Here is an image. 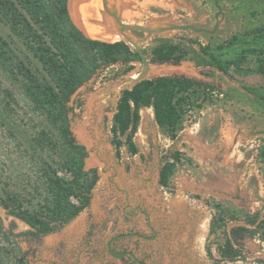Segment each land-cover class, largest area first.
<instances>
[{
    "label": "rangeland",
    "instance_id": "obj_1",
    "mask_svg": "<svg viewBox=\"0 0 264 264\" xmlns=\"http://www.w3.org/2000/svg\"><path fill=\"white\" fill-rule=\"evenodd\" d=\"M218 1L222 13L215 34L181 30L156 35L136 30L129 33L141 41L143 50H150L160 36H188L215 49L234 35L264 30V0ZM108 5L123 21L141 25L171 21L213 28L218 11L214 0H108ZM100 6L110 22L90 12L81 22L103 31H109L113 24L112 29L120 33L102 0ZM70 13L87 36L124 40L122 34L121 38L103 32L95 35L78 24L72 10ZM0 31L8 39H16L1 21ZM147 57L150 61L149 54ZM261 58L264 54H251L243 64L232 65L228 73L198 67L191 60L177 64L150 61L148 78L184 75L211 87L200 90L186 105L183 129L175 139L160 128L152 107L142 108L133 137L137 153L131 152L125 136L117 149L112 126L122 91L132 87L131 78L139 75L143 63L136 60L128 72H123L120 64L99 70L75 91L69 103L73 107L71 129L88 150L86 168L98 171L90 205L62 228L41 237L33 236L32 227L1 201L13 141L0 124V264H139L130 255L113 256L107 247L111 237L129 232L152 238H119L113 242V250L133 251L146 264H264ZM22 112L19 117L24 116L25 124L27 117ZM167 162L173 163V171L165 185L160 180ZM137 205L146 213L132 215ZM146 214L154 229L148 226ZM238 226H246L254 234L240 238L242 256L231 260L226 254L227 241Z\"/></svg>",
    "mask_w": 264,
    "mask_h": 264
},
{
    "label": "trees",
    "instance_id": "obj_2",
    "mask_svg": "<svg viewBox=\"0 0 264 264\" xmlns=\"http://www.w3.org/2000/svg\"><path fill=\"white\" fill-rule=\"evenodd\" d=\"M69 9V0H0V21L16 37L10 40L0 31V124L13 141L1 201L38 237L62 228L86 209L99 178L96 168H86L88 150L71 129L72 95L103 68L120 64L128 72L136 60L142 62L124 40L87 36ZM144 52L151 62L191 60L198 67L228 73L249 55L264 54V30L234 35L215 49L188 36H160ZM263 67L261 63L259 70ZM206 87L211 86L188 76L160 75L124 89L112 126L117 149L125 136L131 152L137 153L133 137L144 107L153 108L160 128L175 139L183 129L186 105ZM21 111L27 117L25 124ZM171 166L172 162L166 163L162 184L167 185ZM249 229H233L226 253L231 260L242 256L240 238L253 235Z\"/></svg>",
    "mask_w": 264,
    "mask_h": 264
},
{
    "label": "water",
    "instance_id": "obj_3",
    "mask_svg": "<svg viewBox=\"0 0 264 264\" xmlns=\"http://www.w3.org/2000/svg\"><path fill=\"white\" fill-rule=\"evenodd\" d=\"M215 6L218 8V11L216 12V23L213 28H205V27H200L192 23H175L171 21H165V22H156L151 25H141V24H131L123 21L117 11L115 9H111L108 5V0H103V5L107 13L114 19V22L116 24L117 29L119 32L123 35L124 40L128 44H132L135 48V50L138 52L139 56L142 59L143 63V70L139 73L137 77H132L131 81L133 82V85H135L137 82L142 81L146 78H148V73L151 69V63L144 52L143 48L140 46V40L133 38L129 31H143L146 32L148 35H156V34H162L168 31L172 30H181V31H186L190 33H208V34H215L217 30L219 29L220 22L221 20L219 19V15L222 13V7L221 4L219 3L218 0H214ZM132 85V86H133ZM134 235H140L142 237H145L144 235L140 233H124V234H119L115 235L110 238V240L107 243V247L109 252L118 258H121L122 256L125 255H130L137 263L139 264H146L144 261L140 260L138 256L135 254V252L127 250L124 252L116 253L113 248L112 244L113 242L122 237H127V236H134ZM152 238V237H151Z\"/></svg>",
    "mask_w": 264,
    "mask_h": 264
},
{
    "label": "bare ground",
    "instance_id": "obj_4",
    "mask_svg": "<svg viewBox=\"0 0 264 264\" xmlns=\"http://www.w3.org/2000/svg\"><path fill=\"white\" fill-rule=\"evenodd\" d=\"M69 7L71 8L73 13L75 14L76 18L78 19L77 22L82 28H85V29L89 28L88 27L89 25H87V27H86L81 22V19L87 18V16L85 15L87 12L92 13L93 16L95 15L96 17H99V18L101 17L104 21H107V22L111 21L110 18L107 16V14L102 11L101 6H100V0H69ZM91 20H92V18H91ZM109 24H111V23H109ZM113 27H114V25L112 24L111 27L108 29L109 31H103V28L99 29V30H93L92 28H89V29H90V32L94 33L95 35H99L98 33L103 32V34H105V36L108 35L110 37L121 38V35H120L121 33L115 32L112 29Z\"/></svg>",
    "mask_w": 264,
    "mask_h": 264
},
{
    "label": "flooded vegetation",
    "instance_id": "obj_5",
    "mask_svg": "<svg viewBox=\"0 0 264 264\" xmlns=\"http://www.w3.org/2000/svg\"><path fill=\"white\" fill-rule=\"evenodd\" d=\"M102 2H103V0H102ZM128 204L130 205V203L128 202ZM139 212H141V213H146L145 211H144V209L140 206V205H137V206H134V208H133V212H132V215H134V214H137V213H139ZM146 220H147V224H148V226H150L152 229H154L153 227H152V225H151V221H150V217H149V215H147L146 214ZM129 233H134V232H129ZM135 233H139V232H135ZM141 234V233H140ZM142 235H144V234H142ZM154 235V234H153ZM134 236H137V237H142V236H140V235H134ZM145 237L144 238H146V239H149V238H151L152 237V235H144ZM123 238V237H122ZM119 239V238H118ZM117 240V239H116ZM115 240V241H116ZM127 251V250H126ZM124 252V251H123Z\"/></svg>",
    "mask_w": 264,
    "mask_h": 264
},
{
    "label": "crops",
    "instance_id": "obj_6",
    "mask_svg": "<svg viewBox=\"0 0 264 264\" xmlns=\"http://www.w3.org/2000/svg\"><path fill=\"white\" fill-rule=\"evenodd\" d=\"M78 229H80V228H78Z\"/></svg>",
    "mask_w": 264,
    "mask_h": 264
}]
</instances>
